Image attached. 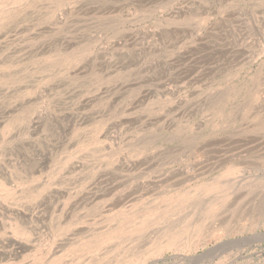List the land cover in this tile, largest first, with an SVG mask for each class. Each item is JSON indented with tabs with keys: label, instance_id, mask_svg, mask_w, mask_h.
Here are the masks:
<instances>
[{
	"label": "rangeland",
	"instance_id": "374dc122",
	"mask_svg": "<svg viewBox=\"0 0 264 264\" xmlns=\"http://www.w3.org/2000/svg\"><path fill=\"white\" fill-rule=\"evenodd\" d=\"M0 25V264H264V0Z\"/></svg>",
	"mask_w": 264,
	"mask_h": 264
},
{
	"label": "water",
	"instance_id": "95a60500",
	"mask_svg": "<svg viewBox=\"0 0 264 264\" xmlns=\"http://www.w3.org/2000/svg\"><path fill=\"white\" fill-rule=\"evenodd\" d=\"M257 236H258V235H257ZM263 236H264V235H263ZM245 239H247V240H255L256 237H255V236H252V237H247V238H245ZM241 240H242V239L236 240V242H240ZM255 241H256V240H255ZM255 241H254V242H255ZM223 245H225V244L223 243V244H220V245L215 246L214 248L208 250V251L205 252L204 254H201V255L195 257V260H201V259H203L207 253H209V252L212 251V250L217 251V250L221 249ZM221 250H222V249H221Z\"/></svg>",
	"mask_w": 264,
	"mask_h": 264
},
{
	"label": "bare ground",
	"instance_id": "6f19581e",
	"mask_svg": "<svg viewBox=\"0 0 264 264\" xmlns=\"http://www.w3.org/2000/svg\"><path fill=\"white\" fill-rule=\"evenodd\" d=\"M6 1H8V0H6ZM21 5H22V4H21ZM1 6H2V5H1ZM19 6H20V5H19ZM2 10H3V9H2ZM10 12H11V11H10ZM3 13H4V12H3ZM3 13H2V14H3ZM29 13H30V12H29ZM2 14H1V16H2ZM10 14H11V13H10ZM10 14H9V15H10ZM24 15H25V14H24ZM30 15H31V14H30ZM4 16H5V15H4ZM13 17H14V16H13ZM28 17H29V16H28ZM2 19H4V18H2ZM12 19H13V18H12ZM26 19H27V18H26ZM22 20H23V19H22ZM22 20H21V21H22ZM18 23H19V22H18ZM18 23H17V24H18ZM1 24H2V23H1ZM2 26H3V25H2ZM16 26H17V25H16ZM21 26H22V25H21ZM8 27H9V26H8ZM14 27H15V26H14ZM19 27H20V26H19ZM0 30H1V25H0ZM25 30H26V29H25ZM22 31H23V30H22ZM5 32H6V31H5ZM6 34H7V33H6ZM6 34L4 33L2 36H5ZM221 249H222V248H221Z\"/></svg>",
	"mask_w": 264,
	"mask_h": 264
}]
</instances>
